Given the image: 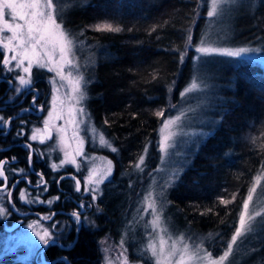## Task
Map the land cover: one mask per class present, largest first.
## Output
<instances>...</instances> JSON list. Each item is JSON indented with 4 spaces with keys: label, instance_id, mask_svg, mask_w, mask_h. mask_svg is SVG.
Returning <instances> with one entry per match:
<instances>
[{
    "label": "trees",
    "instance_id": "obj_1",
    "mask_svg": "<svg viewBox=\"0 0 264 264\" xmlns=\"http://www.w3.org/2000/svg\"><path fill=\"white\" fill-rule=\"evenodd\" d=\"M65 2L64 28L89 42L95 57L93 77L86 87L87 110L117 151L89 145L88 148L108 156L113 162V173L102 183L95 200L85 198L75 190L76 177L82 181L84 170L77 172L67 167L54 172L45 157L47 186H29L28 180L36 183L39 178L27 173L28 147H4L18 141L30 142L36 157L38 143L30 140V127L17 135L19 126H14L8 134L0 135V162L5 165L10 183L21 174L29 178L22 179L13 193L18 211L23 214L11 208L8 219H0V231L18 220L31 222L54 208L72 209V201H82L93 207L81 216L80 231H75L72 217L64 214L45 220L47 225L59 221L64 225L63 232L56 233L53 228L58 242L48 245L43 258L36 252L30 264H102L100 241L121 237L142 187L159 165V129L163 118L172 112L171 104L178 102L192 78L195 46L207 22L210 0ZM103 24L119 31H97V26ZM231 32L229 44L252 46L264 52V0H244L233 19ZM214 62L215 73L222 75L214 78L217 98L210 114L211 124L207 126L209 132L170 187L168 197L170 212L174 213V207L185 217L184 223H177L176 227L184 233H212L205 246L213 256H218L227 247L246 196L264 167V66L221 55H215ZM35 80L46 87L47 107L48 82L40 76ZM157 111L164 115L156 116ZM34 123L40 125L41 119ZM142 156L144 164L140 165ZM53 177L63 178L57 183ZM22 187L31 188L34 198L47 200L59 195V199L52 207L45 203L25 206L18 199ZM222 200L227 203H221ZM69 244L74 246L69 249ZM126 245L132 261L151 264L142 251L136 253L134 245ZM255 247L249 264H264V231ZM13 258L14 255L2 258L0 264L11 263Z\"/></svg>",
    "mask_w": 264,
    "mask_h": 264
},
{
    "label": "rangeland",
    "instance_id": "obj_2",
    "mask_svg": "<svg viewBox=\"0 0 264 264\" xmlns=\"http://www.w3.org/2000/svg\"><path fill=\"white\" fill-rule=\"evenodd\" d=\"M243 2L244 0H219L216 15L211 17L207 15V22L195 48L203 46L208 48H227L233 51L241 47L247 48L249 49L248 52L242 53L238 57L229 58L237 62H257L264 66V52L261 50L257 51V48L247 45L229 44L230 38H232L233 19ZM66 7L65 0H53L52 15L71 41L69 58L72 60V65L66 66L64 73L67 75V73L71 72L73 79L80 78V93L83 94V97L79 104L75 103L74 94L68 82L61 81L54 72H49L46 68H39L33 63L29 76L23 72L22 67L16 66V60L13 59L15 52H9L3 48V43L7 42L5 38L9 37L11 33L0 32V49L3 57L9 59L8 67L14 71L13 73L16 72V74L18 73L17 75L25 76L26 79L31 81L35 77L38 78L40 76L48 82L49 97L45 116L40 125L31 127L30 136L35 129H40L41 133H43L44 121L48 120V113L52 111V98L58 96L64 102L63 107L58 103L55 113L58 115L63 112V118H54L50 121L52 138L45 139L44 143H40L39 138L34 141L38 143L37 147L39 149L37 150L39 157L36 155L35 158H39V160L47 158L49 166L52 163L61 165L58 170L67 167H73L77 172L84 170L83 179L80 181V192L92 195L93 189H95V197L91 196L95 200L100 193L102 183L112 176L113 162L106 155L90 151L88 145L91 148L109 149L114 146L105 137L101 129L95 125L87 110L88 92L86 87L93 77L95 57L92 52V45L89 42L75 34H71L64 28L62 19L64 18ZM211 8L212 0L209 2L208 12ZM12 47H17L15 41ZM215 55L218 54L212 53L204 56L201 53H195L192 78L181 92L183 95L180 94L178 102L171 104L172 112L163 118L159 129V149L161 153L159 165L150 173L149 178L142 187V193L136 203V207L134 206L133 208L127 229L121 233V237L117 240L107 237L104 241H100L102 264H142L131 260L127 243L134 245V252L140 253L142 251L144 256L151 260V264H213V262H219V264H249L250 257L256 249L255 244L261 237L262 231H264V167L256 175L257 177L244 201V203L248 202L249 204L248 213L245 217V230L242 232L241 237L237 238V242L232 244L231 238L239 227L238 222L227 247L218 256H213L205 246L206 239L212 233H184L176 227L177 223H184V215L181 212L178 213L174 207L175 215L169 210L171 201L168 197V191L170 187L176 183L182 170L190 164L194 150L197 149L209 132L207 126L211 124L210 114L215 109V100L217 98L214 85L216 80L214 78H220L222 75L215 73ZM198 57L200 59H197ZM24 66H27V61H25ZM193 82L197 84V88L189 92L188 89ZM23 88L29 89L30 87L22 86L17 82V91H21ZM80 93L75 95L80 96ZM70 106L75 109L81 107L84 109L83 113L74 112L75 123L71 122L72 117L69 116L68 109ZM176 117H179V119L177 120ZM169 119L173 120L174 123L165 132L166 135L170 136L165 146L161 143L163 140L161 129ZM0 126L4 127L3 124H0ZM58 128L65 129L66 144L63 147L57 132ZM77 131L79 138L84 141L81 146L83 155H75V164L62 163L64 151L67 150L71 154L77 147V139L74 136V132ZM101 137L104 138L106 144H101ZM162 148H164L163 151L161 150ZM109 161H111V164H109ZM109 168H111V175H106ZM93 169L97 170V175L94 179L100 180L99 184H88L87 182ZM52 171L56 172L57 170ZM10 191L12 192L13 203L19 210L13 195L14 189L8 186L0 188V208L6 209L5 213L0 215V219L3 220L8 219L11 208H14L13 203L8 198ZM21 191L25 192V200H20L19 196L18 199L25 206L30 207L32 203L40 204L43 201L41 198L32 197V189L29 187H22L19 192ZM249 195L252 197L251 201H248ZM27 200H32L33 202L29 204L26 202ZM49 200L52 201L51 205L48 204V200L43 203L52 207L55 198L52 197ZM82 204L84 205L83 209H86V211L93 207L85 202ZM149 204H152L153 207L150 208ZM243 212L244 209L242 207L239 218ZM257 213L260 215L258 216ZM50 214L52 215V212L42 214V217H51ZM42 217L24 223L18 220L11 225H7L6 230L0 231V259H7L10 255H14L13 262L8 264H15L16 261H20L22 264H30L32 256L38 251L41 253L44 246L37 233L43 235L44 231L47 230L50 233L49 239H56L55 234L52 233L53 228L49 227ZM153 221H156V223L154 224ZM63 227L64 225L57 221L54 230L56 233H62ZM229 245H231V251H229ZM154 252L155 255L153 254ZM225 252H228V256L223 261H220V256Z\"/></svg>",
    "mask_w": 264,
    "mask_h": 264
},
{
    "label": "snow or ice",
    "instance_id": "obj_3",
    "mask_svg": "<svg viewBox=\"0 0 264 264\" xmlns=\"http://www.w3.org/2000/svg\"><path fill=\"white\" fill-rule=\"evenodd\" d=\"M219 0H212V8L207 13L209 17L216 15L217 6ZM53 12V0H0V32L11 33L9 37H6V43H3V48L7 49L9 52H15V56L13 59L16 60V66L22 67L23 72L30 76L31 69L33 63H35L39 68H46L49 72H54L56 76L60 78L61 81H67L69 87L74 94L73 99L75 103L79 104L80 100L83 97V94L80 93V78L76 79L72 78L71 72L65 75L64 68L66 66L72 65V60L69 58L71 53V41L66 36L65 32L61 29V25L56 22V19L52 15ZM97 31H119V29H114L110 24H103L97 26ZM191 39V37H189ZM16 42L17 47H12L13 42ZM247 48H239L237 50H229L227 48H208V47H196L195 52L201 53L204 56H208L212 53H216L221 56L227 57H238L242 53L248 52ZM259 51V49H257ZM197 59H200L198 57ZM184 56L181 55L180 61L183 62ZM25 61H27V66L25 65ZM2 63L4 65H8L10 63L9 59L5 58ZM19 84L22 86L30 87L34 93L33 96V104H35L36 95H38V91L36 90L33 82L30 79H26L25 76H19ZM54 82V81H53ZM197 88V84L195 82L192 83L191 87L188 89L189 92L193 91ZM57 91H59L57 89ZM80 93V96H76L75 94ZM183 95V93H181ZM58 103L63 107V101L60 100L58 96L52 98V111L48 113V120L44 121V130L41 133L40 129L33 130V134L30 136L32 141H36L38 138L40 139V143H44L45 139H51L50 128L52 125L50 121L55 119H62L63 112L60 114H55L57 111ZM37 110H40L39 108ZM24 111H28V109H24ZM69 116L72 117L71 122L75 123L74 112L83 113L84 109L81 107L79 109H75L73 107H69ZM156 116L162 117L164 113L162 111H157L155 113ZM178 120L179 117H176ZM68 123V121H66ZM174 121L169 119L161 129V135L163 136L162 144L166 146V142L170 139L169 135H166L165 132L169 128ZM0 124L4 125V131L0 132V134L6 135L7 128L11 124V119L0 115ZM57 132L60 136L61 146L63 147L66 144L65 141V129L58 128ZM22 130L17 132V135H21ZM74 136L77 139V147L70 154L67 150L64 151V160L62 163L75 164V155H83L81 150V146L83 145V139H80L78 136V131L74 132ZM101 144H106V141L103 137H101ZM26 147L30 149V155L28 160L31 161V148L30 144H26ZM162 151L164 148L161 149ZM112 152H116L117 149L115 147H111ZM71 156V158H70ZM111 164V161H109ZM139 164H144L143 157L140 158ZM61 165L56 163H52L50 165L51 170H58ZM139 167V165H137ZM21 173L23 170H20ZM42 175V174H41ZM97 175V170L93 169L92 174L89 175L88 184H99L101 181L98 179H94ZM106 175H111V168L108 169ZM61 178L53 177V179L59 183ZM8 175H6L5 165L3 162H0V183H3L5 187H7ZM16 181H13L12 187H15ZM77 192H80V181L75 180ZM45 186H47V182H45ZM96 190L93 189L92 196L95 197ZM20 200H25V192L21 191L18 193ZM59 199V197H57ZM251 195L248 196V201H251ZM27 203L31 204L32 200H27ZM44 201H41L43 203ZM221 203H227V201H221ZM48 204L51 205L52 201L48 200ZM150 208L153 207L152 204L148 205ZM83 207V205H81ZM249 204L245 202L243 204L244 212L241 214L239 218V227L235 231V235L232 236L231 241L232 244L237 242V238L241 237L242 232L245 230V217L248 213ZM5 208H0V215L5 213ZM54 215V213L52 214ZM73 222L76 224L75 231H79L80 224V216L81 213L76 211L71 214ZM259 216L260 214L257 213ZM51 217H45V219H50ZM158 219V218H157ZM155 224L156 221H153ZM49 227L55 228L56 223L53 222ZM40 240L44 245H49L50 243V233L45 230L43 235L37 233ZM58 239V238H57ZM57 239H51V244L56 245ZM163 243V241H161ZM74 245L69 244L67 247L71 249ZM229 251H231V245H229ZM155 255V252L153 253ZM228 256V252L223 253L220 256V261H223ZM67 264V261H65ZM213 264H219V262H213Z\"/></svg>",
    "mask_w": 264,
    "mask_h": 264
},
{
    "label": "flooded vegetation",
    "instance_id": "obj_4",
    "mask_svg": "<svg viewBox=\"0 0 264 264\" xmlns=\"http://www.w3.org/2000/svg\"><path fill=\"white\" fill-rule=\"evenodd\" d=\"M5 59L2 55V50L0 49V114H2L4 117L11 119V124L7 128V134L11 131V129L18 125L19 130H22V132H25L28 127L37 126L38 124L34 123L37 119H42L45 116L46 111V87H41L35 79L32 81L36 90L38 91V95H36L35 98V104H33V96L34 93L31 90V88H23L21 91H17V82H19V75L13 73L14 71L9 69L8 65H4L2 61ZM40 110H37V109ZM24 109H28V111H24ZM40 123V124H41ZM32 124V125H31ZM4 131V127L0 126V132ZM1 136H4L3 134H0ZM30 144L32 146L31 148V161L28 160L29 165V171L27 172L28 175H36L39 178V182L32 183L28 180V175H18L14 181H16L15 187H12L13 181L10 183L9 179L7 180V186L11 187V189H16V186L22 179L28 180V185L32 187L42 186L45 182H47V173L45 168L44 159L35 158V149L33 145L30 142L26 141H18L14 144H11L9 146L4 147V150H10L13 147L19 146V145H26ZM29 149V148H28ZM34 150V152H33ZM37 152V151H36ZM29 155H30V149H29ZM28 155V157H29ZM39 157V155H38ZM42 174V175H41ZM65 176H72V174H65ZM41 180H43L41 182ZM76 180L80 179L76 177ZM38 181V180H37ZM4 184L0 185L3 186ZM59 189H63L59 187ZM14 193V192H13ZM82 193V192H79ZM14 195V194H13ZM92 195L87 193L83 194L82 197L90 198ZM59 197V195H58ZM93 197V196H92ZM52 198V197H51ZM55 200H57V197H54ZM84 198V199H85ZM43 201H47L45 199H42ZM63 201H65L62 198ZM73 207L72 209H65L62 207H57L52 209V214L54 213V218L57 219L58 215L64 214L65 216L71 217L72 212H80L81 216L85 213L86 209L84 210V207H81L82 201H72ZM54 204V202H53ZM83 205V204H82ZM69 206V205H67ZM84 206V205H83ZM70 207V206H69ZM53 218V219H54ZM57 223V221H56ZM80 231V230H79ZM78 233V232H77Z\"/></svg>",
    "mask_w": 264,
    "mask_h": 264
},
{
    "label": "water",
    "instance_id": "obj_5",
    "mask_svg": "<svg viewBox=\"0 0 264 264\" xmlns=\"http://www.w3.org/2000/svg\"><path fill=\"white\" fill-rule=\"evenodd\" d=\"M26 181H27V179H26ZM6 183H7V182H6ZM0 188H6V187L3 185V186H1ZM8 198H9V201L13 203L12 192H11V191H10V193H9V195H8ZM13 206H14L13 210H15L18 214H23V213H21V212L18 211V208H17V206H16L14 203H13ZM40 216L42 217V214H41ZM53 216H54V215H52L51 218H53ZM51 218H50V219H51ZM42 219H44V220H49V219H45V218H43V217H42ZM81 227H82V221H81V216H80L79 230L81 229ZM57 242H58V241H57ZM50 243H51V240H50ZM50 243H49V244H50ZM47 247H48V245H47V246L44 245L43 248H42V250H41L40 255H41L42 258L44 257V252H45V250H46Z\"/></svg>",
    "mask_w": 264,
    "mask_h": 264
}]
</instances>
